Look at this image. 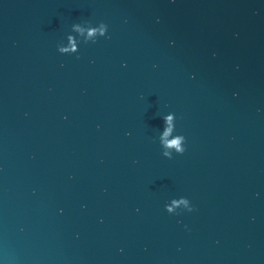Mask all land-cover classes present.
I'll use <instances>...</instances> for the list:
<instances>
[{"label": "water", "instance_id": "water-1", "mask_svg": "<svg viewBox=\"0 0 264 264\" xmlns=\"http://www.w3.org/2000/svg\"><path fill=\"white\" fill-rule=\"evenodd\" d=\"M0 264H264V0H0Z\"/></svg>", "mask_w": 264, "mask_h": 264}]
</instances>
